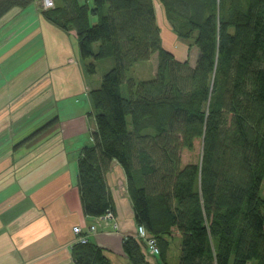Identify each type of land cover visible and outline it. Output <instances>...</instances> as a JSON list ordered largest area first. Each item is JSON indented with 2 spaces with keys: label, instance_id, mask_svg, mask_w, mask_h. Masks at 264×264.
<instances>
[{
  "label": "trees",
  "instance_id": "1",
  "mask_svg": "<svg viewBox=\"0 0 264 264\" xmlns=\"http://www.w3.org/2000/svg\"><path fill=\"white\" fill-rule=\"evenodd\" d=\"M159 1L177 37L199 48L194 66L164 47L154 0H60L42 11L76 32L85 74H96L101 60L113 62L89 90L96 131L77 161L83 211L115 215L106 175L117 162L136 224L160 249L151 262L142 241L125 237L132 264H170L175 234L177 264H264V0ZM33 2L0 0V19ZM153 55L155 75L134 76L133 67ZM56 123L15 148L31 146ZM197 140L200 159L183 164L182 152ZM71 253L75 264H112L89 238Z\"/></svg>",
  "mask_w": 264,
  "mask_h": 264
},
{
  "label": "crops",
  "instance_id": "2",
  "mask_svg": "<svg viewBox=\"0 0 264 264\" xmlns=\"http://www.w3.org/2000/svg\"><path fill=\"white\" fill-rule=\"evenodd\" d=\"M154 7L164 46L178 42L161 2L154 0ZM43 9L42 0H34L0 19V264H75L71 247L78 238L76 226L106 249L112 264H132L123 241L134 237L137 224L119 163L106 175L115 219L92 218L83 211L77 161L96 131L92 86L83 74L76 32L47 21ZM154 59L156 55L147 62ZM107 62L110 69L113 62ZM142 64L133 67L134 76ZM83 95L88 99L85 109L74 102ZM55 118L57 123L37 142L15 148ZM91 225L96 230L88 233ZM170 252L169 263L177 264L180 251Z\"/></svg>",
  "mask_w": 264,
  "mask_h": 264
},
{
  "label": "rangeland",
  "instance_id": "3",
  "mask_svg": "<svg viewBox=\"0 0 264 264\" xmlns=\"http://www.w3.org/2000/svg\"><path fill=\"white\" fill-rule=\"evenodd\" d=\"M192 42H193V40L179 39L178 42L171 43L169 45L165 42L166 45L164 47L167 46L166 48L168 50L172 51L175 54V56L181 61H185L187 58H189L190 64L192 66H194L196 64L197 57L199 55V48L195 46L192 48V50L188 49V43H192ZM79 58H80V63H81V67L83 70L85 68L84 63H83L80 56H79ZM156 62H157V59H154L153 63L145 62V64L138 66V68H136V70H135L136 75L140 79H144V80L152 77V71L154 70V66H155L154 63H156ZM105 63H108L107 60L99 61V64H98L99 66L97 68V72L93 76L85 74L84 70H83L85 80L89 86H92V88H97L100 86L103 75L105 74V72L108 71L107 65H105ZM129 74L132 75V72H130ZM82 97L83 98H81L79 96L76 97L74 99L75 100L74 102L78 106V101H79L82 105V108L85 109L86 108V101L88 99H87V96L85 98V95H83ZM76 99H78V100L76 101ZM88 108L89 109H87V110H90L89 105H88ZM93 122H95V120ZM202 147H203V141L197 140L195 143L194 150H192V151L184 150L182 152L183 164H187V163H191V162H197L201 157ZM261 195L264 198V181L262 183ZM180 245H181V237L180 236L174 237V239L171 242V248H170V250H171L170 254L172 256H174L175 253H178V251H180Z\"/></svg>",
  "mask_w": 264,
  "mask_h": 264
},
{
  "label": "built area",
  "instance_id": "4",
  "mask_svg": "<svg viewBox=\"0 0 264 264\" xmlns=\"http://www.w3.org/2000/svg\"><path fill=\"white\" fill-rule=\"evenodd\" d=\"M55 3L54 0H42V6L44 9H49L54 7ZM97 218H103L107 220H114L115 215L112 212H108L104 216L97 217ZM115 227H117V224H115ZM96 230L95 225H91L87 231L88 233L94 232ZM73 231L76 235H78V238L76 241H81L85 243L87 241V235H83V229L80 226H76L73 228ZM134 237L137 240L142 241L144 247H145V253L147 256L152 257L155 261L157 260V257L160 255V249L157 244L156 238L149 234L147 229L143 225H137L136 226V234Z\"/></svg>",
  "mask_w": 264,
  "mask_h": 264
}]
</instances>
